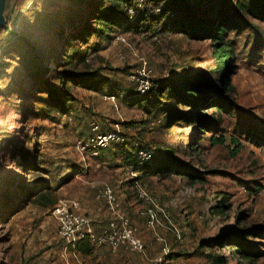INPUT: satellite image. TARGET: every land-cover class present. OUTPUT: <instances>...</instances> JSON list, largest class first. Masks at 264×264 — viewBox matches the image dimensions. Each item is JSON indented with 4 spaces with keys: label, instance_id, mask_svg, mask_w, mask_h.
I'll list each match as a JSON object with an SVG mask.
<instances>
[{
    "label": "rangeland",
    "instance_id": "1",
    "mask_svg": "<svg viewBox=\"0 0 264 264\" xmlns=\"http://www.w3.org/2000/svg\"><path fill=\"white\" fill-rule=\"evenodd\" d=\"M124 4L0 0V264H128L126 257L113 261L117 251L103 250V257L64 252L50 213L58 200H76L81 212L101 211L104 225L109 215L95 194L107 185L137 238L157 245L137 215L147 206L132 194V181L144 186L179 230V241L167 230H156L167 245L173 238L169 250L185 252L177 264H211L214 256H223L225 264H248L229 248H200V243L243 228L264 229V145L255 144L264 142V25L240 17L239 29L225 34L223 43L231 51L225 79L232 90L229 95L216 90L211 94L228 96L232 110L204 111L216 121L214 136L225 140L211 147L197 139L194 125L168 122L183 107L166 86L196 74L217 78L212 42L162 32L159 24L148 21L138 32L123 34L118 27ZM151 6L141 5L137 15H145L140 10ZM107 9L113 11L111 24L105 19ZM128 14L135 22L132 10ZM74 76L83 82L75 84ZM52 91L61 96V106L50 103ZM146 92L151 93L148 98H137ZM102 132L113 138L96 150L89 144L90 134ZM231 138L240 145L234 156L229 153ZM120 143L121 152L116 147ZM133 145L153 157L173 154L185 166L204 172L203 181L139 178L127 166L133 159L125 163L123 158L125 153L133 156ZM126 185L130 212L122 205L121 188ZM222 198L227 208L216 213L212 208ZM247 242L263 253L251 264H264V232ZM137 256L143 259L146 252ZM138 258L135 264L144 262Z\"/></svg>",
    "mask_w": 264,
    "mask_h": 264
},
{
    "label": "trees",
    "instance_id": "2",
    "mask_svg": "<svg viewBox=\"0 0 264 264\" xmlns=\"http://www.w3.org/2000/svg\"><path fill=\"white\" fill-rule=\"evenodd\" d=\"M122 2L125 3L123 10L120 12L123 24L118 27V30L123 34L126 32H138V26L148 21L159 24L160 31L162 32L170 31L173 34L180 35L192 41L209 40L212 42L211 53L217 61V70H213V73H215L217 78L211 79L208 75L196 74L189 79L187 78L188 80L184 82H168L166 87L171 92V97L178 106L183 107V111L175 112L174 116L168 122L179 121L188 125L192 124L196 127L197 139L206 140L211 147L223 145L225 141L223 136H214L218 132L215 124L216 121L212 116L204 112L210 108L225 112L232 110V104L228 96L211 94V91L216 90L220 94L225 93L229 95L232 90L225 79L226 70L231 61V51L223 41L226 32L239 29L240 17H248L264 25V0H192L191 2L190 0H137L135 2L132 0H122ZM149 3H152L149 9L143 8L145 10H140V13L143 12L145 15L147 10H149V16L137 15L141 5L145 6ZM129 9L132 10V15L135 18V22L133 23L130 22L133 16L128 14ZM107 10L105 12L107 14L105 19L111 24V13L113 11ZM153 13H158V16ZM135 14L137 15L136 17ZM73 79H75L73 81H77L75 84L83 82H80L75 76ZM64 80L65 77L61 78V88H63L64 84L62 83ZM150 94V92H146L137 98L145 100ZM60 97L54 91L48 96L50 103L54 104V106H61V102H59ZM128 126L133 127L132 125ZM96 135L107 136L109 134L105 132L92 133L90 137H95ZM252 141L254 142L255 140L253 139ZM230 142L233 148L229 150V153L231 156H234L240 150V145L233 138L230 139ZM255 144L264 145V142L255 141ZM120 145H123V143L118 144L116 147L121 152L124 146L120 147ZM133 147L135 150L133 156H131V153H125L123 154V158L125 163L133 159L132 163L127 164V166L133 169L134 173L139 175V178L141 176L143 178L157 177L159 179H167L171 176H177L184 179L188 184L201 183L203 181L204 172L185 166L173 154L153 157V154L147 151L149 154L148 160L140 163L138 153L146 152V150L138 145H133ZM95 149L102 150L103 148L96 147ZM115 153L112 155H115ZM131 183L129 185L130 189ZM252 192L255 194L258 192V189L254 188ZM225 201V198L218 201L212 208L213 211L219 213L222 209L227 208L224 205ZM239 225H241V222ZM103 226H93L94 233L98 234ZM262 232H264V229L261 227L243 228L234 235L202 240L200 248L205 247L209 249L215 245L222 248H229L234 257L251 264L262 257L263 253L253 249L248 244L247 238H257ZM94 247L95 245L84 240L76 246L75 253L82 257L88 256ZM182 255L184 254L180 256ZM205 258L212 259L209 254ZM225 262L226 259L223 256H214L211 264H225Z\"/></svg>",
    "mask_w": 264,
    "mask_h": 264
},
{
    "label": "built area",
    "instance_id": "3",
    "mask_svg": "<svg viewBox=\"0 0 264 264\" xmlns=\"http://www.w3.org/2000/svg\"><path fill=\"white\" fill-rule=\"evenodd\" d=\"M117 39L123 41L122 38ZM112 138L113 135H96L89 139V144L95 147H104L106 142ZM83 146L81 144L80 149H83ZM148 158L147 152L138 153L140 163L148 160ZM131 191L136 199L147 206L144 210H137V215L143 218L144 227L152 232L154 240L159 244L161 243L159 256L154 258L153 264H163L169 249L156 230L162 228L171 232L172 237L177 241L180 240V232L168 219L165 210L153 204L142 184L133 181ZM95 200L103 202L109 215L107 223L98 234L94 233L90 219L81 212L78 201L58 200L53 206L50 216L55 224L56 234L63 245L64 252L76 254V246L86 240L92 245L107 247L110 252L123 250L129 253H143L144 246L137 238L129 218L119 211L117 198L112 189L103 185L97 190Z\"/></svg>",
    "mask_w": 264,
    "mask_h": 264
},
{
    "label": "crops",
    "instance_id": "4",
    "mask_svg": "<svg viewBox=\"0 0 264 264\" xmlns=\"http://www.w3.org/2000/svg\"><path fill=\"white\" fill-rule=\"evenodd\" d=\"M129 186V185H128ZM128 190V188H127V185H126V187H122L121 188V197H122V205H124V206H127L126 208L128 209V211L129 210H132V208H131V206H130V202H129V198H128V192H126ZM87 214H88V218L90 219V221H91V223H92V225L93 226H95V227H101V226H103V224H101L100 223V213H101V211H99V210H94V209H88V210H84ZM83 210H82V213H85ZM130 212V211H129ZM136 212V210L134 211V213ZM107 213V212H106ZM136 214V213H135ZM85 215V214H84ZM106 223V222H105ZM104 223V224H105ZM195 227H196V229L198 228H200V226L199 225H197V224H195ZM199 234V233H198ZM172 236V235H171ZM169 237V240L167 241V243H168V245L171 243H175L174 242V240H173V238L172 237ZM141 242H142V244H143V246H144V251L146 252V256H144L143 257V259H141V258H138V256H137V254L138 253H125V252H122V251H117L116 252V254L115 255H112L113 256V261L114 262H118L120 259H122L123 257L125 258V259H127L128 260V264H135L133 261L134 260H136L137 258H138V261H141V262H143V263H141V264H153V260H154V258H156L157 256H159V253H160V251H159V248H158V246L157 245H159V244H157V245H151V244H148V245H145V243L142 241V240H140ZM182 242H179V244H181ZM170 244V245H171ZM103 250H108L106 247H103V246H95L93 249H92V251H91V253H90V255H88V256H84V257H90V256H92V255H98V256H100V253L103 251ZM110 251V250H109ZM115 253V252H114ZM183 253H185V252H175V251H173V250H169V253H168V255H167V257H166V259H165V261H164V263L163 264H177L176 262H177V260H179L181 257H180V255L181 254H183ZM125 255V256H124ZM107 256H108V254H107ZM82 257V256H81ZM100 257H103L102 255L100 256ZM137 257V258H136ZM110 259V257L108 256V260ZM113 263V262H112ZM114 264V263H113Z\"/></svg>",
    "mask_w": 264,
    "mask_h": 264
}]
</instances>
